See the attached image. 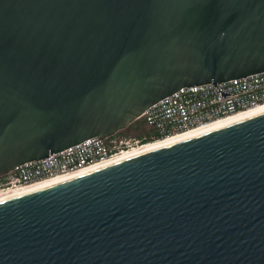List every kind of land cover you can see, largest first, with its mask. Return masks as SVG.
<instances>
[{"label": "water", "instance_id": "water-1", "mask_svg": "<svg viewBox=\"0 0 264 264\" xmlns=\"http://www.w3.org/2000/svg\"><path fill=\"white\" fill-rule=\"evenodd\" d=\"M264 72V0H0V180ZM0 264H264V110L0 200Z\"/></svg>", "mask_w": 264, "mask_h": 264}, {"label": "built area", "instance_id": "built-area-1", "mask_svg": "<svg viewBox=\"0 0 264 264\" xmlns=\"http://www.w3.org/2000/svg\"><path fill=\"white\" fill-rule=\"evenodd\" d=\"M217 86L230 96L222 97L213 84H206L183 88L152 105L136 121L141 125L142 137L118 133L105 140L91 138L44 160L20 165L0 180V194L82 171L136 148L264 105V72Z\"/></svg>", "mask_w": 264, "mask_h": 264}, {"label": "bare ground", "instance_id": "bare-ground-1", "mask_svg": "<svg viewBox=\"0 0 264 264\" xmlns=\"http://www.w3.org/2000/svg\"><path fill=\"white\" fill-rule=\"evenodd\" d=\"M261 110H264V105L252 108L250 110L241 112L239 114H235V115H232V116H229V117H226V118H222V119H220L218 121H215V122H212L210 124L204 125V126L199 127V128H197L195 130L188 131L186 133H181V134H178L177 136L170 137V138L158 141V142H154V143L145 145V146L140 147V148H136V149H134V150H132L130 152L125 153L122 156L116 157V158H114L112 160H108V161L103 162L101 164L94 165V166L86 168V169H84L82 171L75 172V173H72V174H69V175L60 176V177H57V178H54V179H51V180L40 182V183L32 185V186L19 188V189L14 190V191L1 193L0 194V200L6 199V198H9V197H12V196H16V195H19V194H22V193H25V192H29V191H32V190H35V189H38V188H41V187L50 186V185H54V184L65 182V181H67V180H69L71 178H74V177H77V176H80V175H84V174L99 170L101 168H104V167H107L109 165H112V164H115L117 162H120V161H123L125 159H128L130 157H133V156L139 155L141 153L153 150L155 148H158L160 146L169 144L171 142H174V141H177V140H180V139H184V138L196 135L198 133L210 130L212 128L224 125L226 123L232 122L234 120H237L239 118H242L244 116H247L249 114H252V113H255V112H258V111H261Z\"/></svg>", "mask_w": 264, "mask_h": 264}, {"label": "trees", "instance_id": "trees-1", "mask_svg": "<svg viewBox=\"0 0 264 264\" xmlns=\"http://www.w3.org/2000/svg\"><path fill=\"white\" fill-rule=\"evenodd\" d=\"M141 131V125L139 122H136L132 124L127 130L120 132L119 134L121 135H135L136 137H142L143 134L140 132ZM149 134V132H148Z\"/></svg>", "mask_w": 264, "mask_h": 264}]
</instances>
